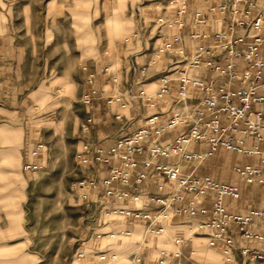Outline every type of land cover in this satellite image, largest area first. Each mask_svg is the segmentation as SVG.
<instances>
[{
    "label": "rangeland",
    "instance_id": "obj_1",
    "mask_svg": "<svg viewBox=\"0 0 264 264\" xmlns=\"http://www.w3.org/2000/svg\"><path fill=\"white\" fill-rule=\"evenodd\" d=\"M170 2L0 0V33L8 28L24 55L19 102H0V264H103L102 252L116 253L114 264H157L163 249L180 251L169 264H227L197 224L189 233L170 225L172 232L153 246L143 243V234L134 245L129 237L117 242L104 224L110 218L98 215L107 201L99 206L95 195L87 201L73 186L93 172L77 159L90 141L92 113L83 101L88 73L81 64L90 71L110 65L121 81L124 72L135 75L145 64L139 41L160 42L166 28L157 20L171 17ZM149 89L146 95L155 90ZM39 141L45 147L35 157ZM28 161L40 168L26 170ZM177 238L185 239L180 249ZM241 258L238 264H264Z\"/></svg>",
    "mask_w": 264,
    "mask_h": 264
},
{
    "label": "built area",
    "instance_id": "obj_2",
    "mask_svg": "<svg viewBox=\"0 0 264 264\" xmlns=\"http://www.w3.org/2000/svg\"><path fill=\"white\" fill-rule=\"evenodd\" d=\"M193 1L171 0L173 14L170 18L159 17L157 23L165 28H174L176 32L187 26H208L214 21L217 27L208 31L194 29L191 33L193 39L204 38L208 42L195 47L188 55L184 47L174 46V42L180 40L178 35L172 40L166 39L150 64L164 54L176 55L180 60L178 63L182 64L179 76L174 78L171 74H162L154 97L150 98L142 91L148 100H153V104L174 93L179 107L164 120L159 113L150 115L142 127L131 135L118 138L107 148L93 146L90 141H86L83 149L77 153L79 163L105 165L109 167V173L102 181L84 176L73 186L79 187L81 196L90 201L92 195L97 196L95 193L102 182L107 187V196L123 199L132 195L131 188L143 183L152 169L159 175H165L174 187L168 198L156 197L161 205L158 213H141L124 207L118 212L147 220L148 230L155 235L164 234L163 221L172 213H187L191 217L201 214L203 217L198 222V230L208 239L209 247L220 250L227 264H238L237 251L243 258L264 261V250L239 247L235 238L236 232H239L243 238L264 242V198L260 207L248 213L232 212L228 208L227 197L240 198L241 188L217 182L209 175L195 173L204 160L223 147L241 156L257 157L258 161L239 163L234 170L243 183L264 185V0H219L217 4H210L211 0H200L203 6L193 11L189 22ZM81 65L82 70L88 73L86 85L89 88L83 101L90 105L99 93L98 75L90 71L86 64ZM145 70L146 67H143L142 72ZM191 70L201 74L193 76ZM100 71L108 75L111 66L103 65ZM112 80L117 82L116 77ZM190 88L203 93L196 104L188 100ZM114 99L126 106L119 96L110 98L109 102ZM186 104L188 109L184 110ZM181 127L186 129L174 142L163 144L160 141V137ZM198 143H206L207 150L191 148ZM44 147L45 143L39 141L32 155L38 157ZM160 157H180L182 161L195 165L191 172L185 173L182 163L163 164L158 160ZM141 164L142 168L139 169ZM24 168L36 170L40 165L28 161ZM211 193L213 200L209 208L204 205V197ZM186 195H191V198L185 207L173 204ZM132 197L139 200L137 195L133 194ZM104 202L105 199L98 197L99 206ZM104 212L108 218L111 217L110 209ZM109 234L112 238L118 237L116 233ZM125 234L129 235L130 231ZM97 237L101 238L102 233H98ZM184 240L175 239V246L180 249ZM179 256V250L170 252L163 249L157 264H169L172 257ZM99 259L102 262H116L118 255L102 252Z\"/></svg>",
    "mask_w": 264,
    "mask_h": 264
},
{
    "label": "crops",
    "instance_id": "obj_3",
    "mask_svg": "<svg viewBox=\"0 0 264 264\" xmlns=\"http://www.w3.org/2000/svg\"><path fill=\"white\" fill-rule=\"evenodd\" d=\"M218 2L219 0H211L210 4H217ZM201 5L203 6V3L200 0L193 1L192 11L189 12L188 16L189 22L190 18L192 19L193 11L201 7ZM216 18H219V16H216ZM221 26L223 25L221 24ZM216 27L217 25L214 21L208 26H200L198 28L187 26L184 30L178 32H176L174 28H166V33L161 35L159 43H157L158 41L154 39H149L147 41L146 39L140 40L139 42H142L145 47L143 50L139 51V54H141L140 57L144 59L143 61H145V64L141 65L140 70L137 71V73H134L135 75L129 76V78L127 72H124L125 75H122L123 81L119 80L117 72L112 71V69L108 79L106 78V75H102V72L100 71L102 66L95 69V72L98 75L97 88L99 89V93L90 104L92 113L90 114L91 127L89 140L92 145L102 146L105 148L109 147L114 144L118 138L131 135L137 129L142 127L148 117L154 113H159L163 120L170 117L172 112L179 107L178 100L174 93L169 94L164 99L157 101L156 104H153V100H148L146 98L147 96L142 94V91H144V88L147 86L148 89L151 88L149 90L154 88V92L149 95L150 98L154 97L159 77L166 73L171 74L174 78H178V71L182 64L178 63L180 61L179 58L172 54H164L154 63L152 62L150 64V62L155 60V54L159 46L166 39L169 38L172 40L175 35H178L180 40L175 41L174 46L184 47L185 52L188 55L195 47L208 42V40L204 38L193 39L191 36L192 31L194 29H198L199 31H208L212 29L214 30ZM137 36L138 32L135 34V38ZM150 40L152 42H149ZM22 49L23 48L16 43V38L9 31V29L7 28L3 30L2 28V32L0 33V102L14 104L15 101L19 99L20 94L24 89L21 81L22 58L24 56ZM143 67H146L144 73L142 72ZM190 74L194 76L200 75L201 73L191 70ZM113 77H116L117 82L110 80V78L113 79ZM174 83H177V81H174ZM125 89L130 94H128V92L123 94V90ZM189 92V102L191 104L198 103L202 97V91L190 88ZM118 96L122 97L126 106H123L122 102L116 101L115 99L109 102L110 98ZM18 102L19 100L17 103ZM184 129H186V127H181L172 133L160 137L159 139L163 144L172 143L175 141L176 137L184 131ZM191 148L194 150L205 151L207 150L208 145L206 143H198L191 146ZM144 157L145 155L143 158ZM158 160L163 164L173 165L182 163L183 171L185 173L191 172L195 165L193 162L182 161L180 157H160ZM246 161H258V158L241 156L221 147L204 160L195 170V173L198 175H209L217 182L238 185L241 188L242 195L240 198L233 199L231 197H227L228 208L230 211L235 213L244 214L248 213L252 209L260 207L264 198V185L245 184L239 179L234 170L235 165ZM90 166L92 167L93 172L89 175L99 181H102L101 179L109 173L108 166L94 164H90ZM141 168L142 164L139 169ZM118 187L124 189L123 186ZM106 189L107 187L100 182V189L95 194L98 197L105 199V201H107V205L109 206L107 207V205H105L104 208H101V213L98 215L105 217L106 213L104 210L110 209L111 211V217L109 219L110 222L105 220L104 224H109L107 227H110L113 232L109 230L107 233L118 234L117 242L122 240L124 237H129L131 239L130 245H134L137 241H139L135 240L134 236L139 237L143 234V243L152 246L155 245L157 236L161 235H155L149 230L144 232V228L149 224L147 220L135 219L134 217L121 214L118 211L121 207H124L141 213H158L161 205L157 202L156 197L163 196L168 198L174 191V187L167 180V177L165 175H159L150 169L148 172V178L143 183L135 185L131 188L132 195L134 194L139 196V200H135L132 195L123 199L107 196L105 194ZM190 198L191 195H186L184 199L177 200L173 202V204L178 207H185ZM204 200V205L210 208L212 205L213 193L204 197ZM202 217L203 215L201 214L191 217L187 213H172L168 219L163 221L164 226H169V228H166V232L164 234L165 237L168 236L169 229L172 232V226L179 228L176 229V231L178 230L183 233L188 231L189 233L192 231L191 228L194 224H197L196 229L198 231V222ZM256 230L260 231V228H257ZM128 231H130V234L126 235L125 232ZM103 234L105 233L103 232L102 235ZM235 238L239 247H258L259 249L264 250L263 241L243 238L239 232H236ZM123 243L121 242L120 244ZM237 259L242 260L239 251H237ZM116 262H103V264H114Z\"/></svg>",
    "mask_w": 264,
    "mask_h": 264
},
{
    "label": "bare ground",
    "instance_id": "obj_4",
    "mask_svg": "<svg viewBox=\"0 0 264 264\" xmlns=\"http://www.w3.org/2000/svg\"><path fill=\"white\" fill-rule=\"evenodd\" d=\"M184 110H187L188 109V106H187V104L186 105H184ZM149 227V226H148ZM168 226H165V232H166V228H167ZM165 232H164V234H165Z\"/></svg>",
    "mask_w": 264,
    "mask_h": 264
}]
</instances>
